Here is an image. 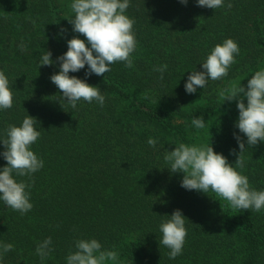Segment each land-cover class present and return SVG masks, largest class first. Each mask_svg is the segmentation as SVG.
I'll return each instance as SVG.
<instances>
[{
	"label": "trees",
	"instance_id": "16d2710c",
	"mask_svg": "<svg viewBox=\"0 0 264 264\" xmlns=\"http://www.w3.org/2000/svg\"><path fill=\"white\" fill-rule=\"evenodd\" d=\"M71 2L0 0V71L13 93L12 107L0 109V140L9 125L32 116L40 137L31 150L43 160L31 177L14 174L31 184L29 212L0 201V244L14 246L0 264H67L75 241L92 238L119 253L116 264H264V209L236 210L211 191L187 190L183 172L172 173L164 159L179 143L210 142L235 167L239 135L246 147L242 174L264 190V141L247 145L236 127V100L222 102L219 95L233 82L246 89L264 68V0H224L216 9L196 0H129L125 14L135 21L137 41L133 67L116 62L103 76H86L87 65L69 72L105 97L102 107L80 100L75 109L50 79L69 39L87 45L65 19L74 15ZM227 38L239 47L228 75L186 93L190 72L203 71L206 56ZM46 51L53 64L39 65ZM165 64L161 79L154 69ZM197 117L209 132L191 125ZM6 165L0 154V169ZM177 209L187 236L182 253L169 259L159 226ZM48 237L52 251L41 260L36 247Z\"/></svg>",
	"mask_w": 264,
	"mask_h": 264
},
{
	"label": "clouds",
	"instance_id": "9594fccd",
	"mask_svg": "<svg viewBox=\"0 0 264 264\" xmlns=\"http://www.w3.org/2000/svg\"><path fill=\"white\" fill-rule=\"evenodd\" d=\"M187 4L188 0H180ZM200 7L216 9L224 7V0H196ZM129 7V0H72L70 9L74 15L65 19L73 26V31L82 34L87 41L73 36L67 41V51L57 57L60 61L59 71L50 79L57 86L61 96L71 108L77 107L80 100L91 103L96 101L101 107L105 97L99 88L86 83L76 76H69V72H78L88 66L85 75L95 74L103 76L111 71L110 65L124 62L125 67H133L132 53L137 41L133 32L134 19L125 13ZM231 9L232 4L226 5ZM239 53L237 43L227 38L214 46L201 64L203 71L193 69L184 84L185 92L193 94L197 88L203 89L207 81L220 80L228 75V70L235 63V55ZM53 64L51 52L46 51L41 57L39 65ZM167 65L155 68L163 73ZM239 82H233L227 89L219 93L221 101L236 100L238 120L236 127L247 138V145L254 146L264 141V68L256 70L247 80V88ZM246 97V103L241 97ZM221 102V103H222ZM220 103V104H221ZM13 104V93L9 87L8 77L0 71V109H10ZM37 120L32 116H25L20 126L9 125L6 138L0 140L5 146L2 154L7 165L0 169V201L14 211L21 214L29 212L33 205L30 202L31 184L15 176L31 177L43 167V160L31 150L40 137V132L34 125ZM191 125L203 130L207 127L202 117L193 118ZM235 135V134H234ZM239 145L236 154L235 167L225 156L213 150L209 143L175 145L168 151L164 159L169 164L172 173L183 172L181 186L187 190H198L208 194L209 191L228 202L236 210H252L260 212L264 209V190H256L249 184L248 177L242 174L245 167V142L239 135L235 136ZM157 141L149 138L148 144L155 147ZM239 169V170H238ZM160 244L167 247L169 259H175L182 253L187 230L185 217L179 209L174 210L169 219L161 222ZM51 237L40 242L36 253L45 260L50 256ZM75 251L69 252L67 264H116L119 253L115 250L102 249L96 239H78L75 241ZM13 244H0V259L13 250Z\"/></svg>",
	"mask_w": 264,
	"mask_h": 264
}]
</instances>
